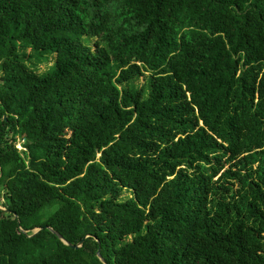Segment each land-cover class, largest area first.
Returning a JSON list of instances; mask_svg holds the SVG:
<instances>
[{"label": "trees", "instance_id": "obj_1", "mask_svg": "<svg viewBox=\"0 0 264 264\" xmlns=\"http://www.w3.org/2000/svg\"><path fill=\"white\" fill-rule=\"evenodd\" d=\"M0 69V264H264V0H0Z\"/></svg>", "mask_w": 264, "mask_h": 264}, {"label": "rangeland", "instance_id": "obj_2", "mask_svg": "<svg viewBox=\"0 0 264 264\" xmlns=\"http://www.w3.org/2000/svg\"><path fill=\"white\" fill-rule=\"evenodd\" d=\"M94 43H95V39H92V40L88 41V44L91 45V46H94ZM32 65L40 74H46V73L50 72V70L55 65L54 55H49L48 59L43 60V61L34 60ZM1 72H2V70L0 69V75H1ZM144 81H145V79H144V77H142L138 81V84H145ZM22 143H23L22 141H21V143H19V145H18L19 149H23ZM130 196H131V192L130 191H124V193L122 195V199H126V198H128ZM1 208H3V207H1Z\"/></svg>", "mask_w": 264, "mask_h": 264}, {"label": "water", "instance_id": "obj_3", "mask_svg": "<svg viewBox=\"0 0 264 264\" xmlns=\"http://www.w3.org/2000/svg\"><path fill=\"white\" fill-rule=\"evenodd\" d=\"M0 209H2V210H6V209H4V208H1L0 207ZM37 232H38V230H37ZM62 240H63V238H62V236L60 235V234H58L57 232H55ZM68 245H70L71 247H75V248H80V247H82V245H83V243H84V240L80 243V244H78V245H73V244H69L68 242H66ZM98 257L101 259V261L102 262H105V260H104V258H103V256H102V254H101V248H99V250H98Z\"/></svg>", "mask_w": 264, "mask_h": 264}]
</instances>
